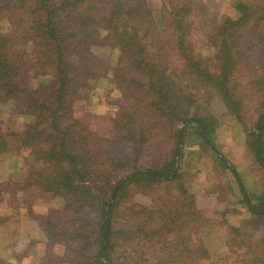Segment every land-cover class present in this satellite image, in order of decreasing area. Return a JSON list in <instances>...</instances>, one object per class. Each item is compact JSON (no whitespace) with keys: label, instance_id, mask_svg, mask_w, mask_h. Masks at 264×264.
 <instances>
[{"label":"trees","instance_id":"trees-1","mask_svg":"<svg viewBox=\"0 0 264 264\" xmlns=\"http://www.w3.org/2000/svg\"><path fill=\"white\" fill-rule=\"evenodd\" d=\"M206 8L200 0H0V20L5 13L13 27L5 32L0 25V100L12 101L10 116L25 126L20 148H30L33 162L43 161L41 167L31 166L21 182L11 181L6 173L11 167L22 170L21 150L1 134L0 200L19 185L64 200L60 219L40 213L35 221L30 210L28 217L38 225L40 237L73 251V264H192L183 259L191 253L210 260L207 244H196L198 234L206 238L207 229L193 214H167L152 209L154 202L138 208L126 193L136 184L150 195L180 179L182 154L194 153L185 150L188 130L197 135L198 152L213 148L219 168L239 178L241 200L234 204L226 189L228 209L240 218L244 212L256 218L251 232L229 225L228 243L237 248L235 253L251 248L255 235L264 237V205L249 201L242 180L251 163L247 168L243 158L232 157L234 149L227 151L226 141H219L210 121L198 113L202 96L210 106L227 108L224 116L232 123L226 130L231 137L238 133L245 138L243 148L253 151L264 170V0H237L213 31L204 27ZM19 29L32 30V35H18V46L9 44ZM28 40L36 48L30 58L24 46ZM92 45L109 49L104 59L92 52ZM93 78H108L123 97L112 109L114 131L105 139H93L85 128L71 129L73 119L59 124L64 109L72 110L75 99L95 89L97 84H88ZM43 140L47 147L40 146ZM94 141L104 154L100 162L91 160ZM108 143H124L126 156L114 159ZM238 203L247 211L236 210ZM176 249L181 257L171 260ZM262 251L260 258L252 251L247 264L264 260V245ZM228 258L208 264H230Z\"/></svg>","mask_w":264,"mask_h":264},{"label":"rangeland","instance_id":"rangeland-1","mask_svg":"<svg viewBox=\"0 0 264 264\" xmlns=\"http://www.w3.org/2000/svg\"><path fill=\"white\" fill-rule=\"evenodd\" d=\"M200 1L207 5V15L204 19V27H207L208 30L213 31L219 26L222 13L231 12V4H234L237 0ZM0 25L3 26V31H5L6 28H8V30L10 27L13 28L10 26L5 13H3L1 16ZM23 28H25V26H23ZM100 28L101 36H105L107 34V25L102 23ZM22 29H19L21 31L14 30L11 33V35L16 37V40L10 41L9 44L18 46L22 43V40H19L17 37L18 35H32V30L22 31ZM159 31H162V29H159ZM24 46H26L25 48L28 53V57L29 55L33 57L36 52L33 42L28 40ZM91 50L97 57L102 59H104L103 55H106L109 52V49L106 46L103 47L92 45ZM105 58L107 57L105 56ZM47 78H49V76H47ZM50 78L53 80L52 75ZM190 82L197 84V81L194 79H192ZM110 83L111 82L108 78H99L96 80L94 78L89 79V85L97 84L95 89L90 88L84 92L82 98L75 99L73 103H71L72 110L64 109L59 118V124L64 126L69 124L73 119L74 121L72 122L71 129L74 125L76 130L85 128L82 131L89 132L93 139L108 138L111 132L114 131V122L112 119V114L114 112H112V109L123 102V97H119L121 90L112 86ZM206 98V96L201 97L200 104L202 105V108L200 107L198 113L201 112V115H204L210 121L213 132L216 134L218 140L220 141L223 139V141H226L224 146L227 151L230 148L234 149L232 157L240 156L241 159L243 158L246 162L245 167L247 168L251 163V166L248 168V172L245 173L242 179L244 188L246 190V196L249 198L251 203L264 205V170L259 167V164H257V160L253 151L243 148L245 138L242 139L238 133L231 137L230 132L226 130V127L230 126L232 123L229 116H224V111L227 108H225L223 105H217L216 107L210 106L206 103ZM134 100L135 102H140L138 96H134ZM13 108L14 107L11 100H0V135L6 134L4 139L8 142V144L21 150H19L20 153H17L19 154L18 157L22 170L15 172L13 169L14 167L6 169H8V172L11 171V174L9 173L10 180L19 183L21 182L20 180L24 178L23 176L25 173H27V170H29L31 166L41 167L43 165V161L38 160L37 162H33L32 156L29 154L30 148H20V140L23 138L22 133L25 130V126L22 124L21 120H18L16 117L12 118L10 116L11 112H13ZM183 126L184 123L181 127ZM43 127L45 133L51 132V130L48 128L47 122L43 124ZM197 140L198 139L195 132L188 130L185 150L194 151V153L192 155L187 154L186 152L182 154L180 179L169 182L170 184L161 186L159 189H155L150 195L145 194L139 186L137 187L136 184H131L126 189L128 201L130 204L138 208H144L146 205L149 206L154 202V205L151 206L152 209L156 210L160 207L165 210L163 212H167V214L170 212L173 213L176 210H184L186 213L189 212L191 215L193 214L192 219L195 220V222L201 221L203 223L202 227L204 226V228L207 229L206 238L204 239L203 234L202 237H200L198 234V241L196 244L197 247H204L207 244V247L205 248L210 260H201V258L199 259L195 253L186 255L184 254L183 259H187V261L190 263L194 264L196 262H205L208 264L211 260L221 259L226 256L229 257L227 262L230 264L251 263L252 251L253 256L258 258H260V254L263 252V234L255 235L250 240L251 248H245L244 251H241L242 253L240 255L235 253L237 252V248L233 249V246L228 243L229 225H242L244 229L249 228V232L253 231L254 227L257 226V222L255 221L256 218H254L255 216L251 213L244 212V214L241 215L243 217L240 218L239 214H233L232 209H228L232 207L228 204L229 201L227 199L229 197L226 194V189H230L231 193H233V196L231 197L233 198V201H235L234 204L241 200V194L239 193L237 182L239 178L236 180L230 169L219 168L212 157L213 148L211 149L208 146V150L205 153L198 152L199 148L195 147ZM47 142L48 141L45 140L40 141V146L47 147ZM108 145H113V150L110 153H112L114 159L120 160L126 156L125 151H127V146L124 143H108ZM105 146H107L106 143ZM90 147L92 151L90 153L91 160L100 162L104 157L100 145L94 141ZM230 160L232 162H236V158L234 161L232 158ZM36 169L42 170L41 168ZM21 188L22 187L19 185L18 189H16L19 191L17 192L19 201L11 196L7 199L8 205H15L17 203L18 207L20 208H24L25 205L27 208V213L29 210L33 212L32 217L35 221L38 219L37 217L40 213L47 214L55 219H60L62 217V213L65 211L63 208L65 204L64 200L57 201L56 199H50L44 196L42 197L40 196L39 191H32V188ZM237 205L238 206L235 207L236 210L238 209L240 211H247L245 205L241 206L239 203ZM0 208H5V204ZM223 211L224 213L222 214ZM16 218L17 217L12 218L14 219V222L11 224L16 222ZM210 228L214 230L212 235L207 233ZM23 231L26 240L30 241V245H28V248H25L26 244L24 242L25 246L22 247V250H20V252H22L21 254L28 255L29 250L27 249L36 248V254L38 255L37 258L36 256H33L35 260L32 259L29 261V264H33L35 261L36 262L34 264H73L74 253L73 251L71 252L69 249H67L63 243L54 242L50 237L46 236L37 237L35 232L29 229ZM30 231L34 233H31ZM180 252L181 251L179 249H176L175 252L170 256V259L176 260L177 258H180ZM175 254H179L180 256L177 257ZM24 257L28 258L30 256ZM261 258L264 259V257ZM256 260L257 264H264V260ZM0 264L12 263L0 259ZM125 264H137V262L128 261Z\"/></svg>","mask_w":264,"mask_h":264},{"label":"crops","instance_id":"crops-1","mask_svg":"<svg viewBox=\"0 0 264 264\" xmlns=\"http://www.w3.org/2000/svg\"><path fill=\"white\" fill-rule=\"evenodd\" d=\"M10 172L11 171L7 173L8 179H10ZM17 192L19 191L16 189H7L0 200V207L5 204V208H0V259L12 264H29V261L32 259L35 260L33 256H36L37 258L38 255L36 254V248L27 249L29 250L28 255L21 254L22 252H20V250H22V247H24L26 244L25 248H28V245H30V241L26 240L23 230L30 228V230L34 231L35 235L38 237L40 229L36 222L30 220L28 217V213L26 212L27 208L25 205L24 208H20L18 207L17 203L15 205L7 204V199L11 196L19 201ZM14 217H17L15 219L16 222L11 224L14 222V219H12ZM32 231L30 232L34 233ZM41 241L43 242L42 239ZM24 256L30 257L25 258Z\"/></svg>","mask_w":264,"mask_h":264},{"label":"water","instance_id":"water-1","mask_svg":"<svg viewBox=\"0 0 264 264\" xmlns=\"http://www.w3.org/2000/svg\"><path fill=\"white\" fill-rule=\"evenodd\" d=\"M180 148H181V146L179 147V151L178 152H180ZM104 261V259L102 260V262Z\"/></svg>","mask_w":264,"mask_h":264}]
</instances>
